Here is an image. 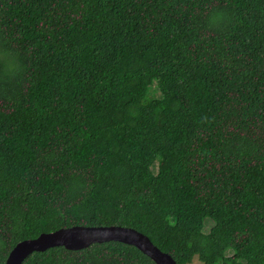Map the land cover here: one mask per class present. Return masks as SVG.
I'll use <instances>...</instances> for the list:
<instances>
[{
    "label": "trees",
    "instance_id": "16d2710c",
    "mask_svg": "<svg viewBox=\"0 0 264 264\" xmlns=\"http://www.w3.org/2000/svg\"><path fill=\"white\" fill-rule=\"evenodd\" d=\"M114 226L176 264H264V0H0V264ZM23 264L155 262L107 242Z\"/></svg>",
    "mask_w": 264,
    "mask_h": 264
},
{
    "label": "water",
    "instance_id": "95a60500",
    "mask_svg": "<svg viewBox=\"0 0 264 264\" xmlns=\"http://www.w3.org/2000/svg\"><path fill=\"white\" fill-rule=\"evenodd\" d=\"M118 242L136 248L155 264H176L167 254L157 249L144 235L123 227H73L43 234L36 239L17 244L5 264H23L34 253H43L52 248H64L76 252L92 244Z\"/></svg>",
    "mask_w": 264,
    "mask_h": 264
},
{
    "label": "rangeland",
    "instance_id": "374dc122",
    "mask_svg": "<svg viewBox=\"0 0 264 264\" xmlns=\"http://www.w3.org/2000/svg\"><path fill=\"white\" fill-rule=\"evenodd\" d=\"M206 221H209V220H206ZM211 227V223H207V225H204V229H203V232H208V229ZM192 264H200V262L198 261V259L196 258Z\"/></svg>",
    "mask_w": 264,
    "mask_h": 264
}]
</instances>
